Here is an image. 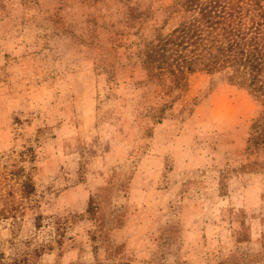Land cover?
I'll use <instances>...</instances> for the list:
<instances>
[{"label":"rangeland","instance_id":"1","mask_svg":"<svg viewBox=\"0 0 264 264\" xmlns=\"http://www.w3.org/2000/svg\"><path fill=\"white\" fill-rule=\"evenodd\" d=\"M170 2L0 0V264H264V96L145 82Z\"/></svg>","mask_w":264,"mask_h":264},{"label":"trees","instance_id":"2","mask_svg":"<svg viewBox=\"0 0 264 264\" xmlns=\"http://www.w3.org/2000/svg\"><path fill=\"white\" fill-rule=\"evenodd\" d=\"M263 2L171 0L162 9L154 37L141 39L133 53L143 80L160 86L167 97L190 73L244 72L248 75L247 87L264 96ZM136 11L130 8L129 17H134ZM263 122L264 109L253 121V139L262 136ZM262 143L264 139L253 140V144ZM31 157L34 159L33 153ZM21 187L26 195L33 191L29 177Z\"/></svg>","mask_w":264,"mask_h":264},{"label":"crops","instance_id":"3","mask_svg":"<svg viewBox=\"0 0 264 264\" xmlns=\"http://www.w3.org/2000/svg\"><path fill=\"white\" fill-rule=\"evenodd\" d=\"M42 3H43V2H42ZM43 4H44V3H43ZM44 6H45V5H44ZM46 6H49V4L46 5ZM46 6H45V7H46ZM15 40H18V37H15V36H14V37L10 38V41H11V42H13V41H15Z\"/></svg>","mask_w":264,"mask_h":264}]
</instances>
